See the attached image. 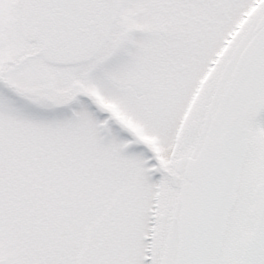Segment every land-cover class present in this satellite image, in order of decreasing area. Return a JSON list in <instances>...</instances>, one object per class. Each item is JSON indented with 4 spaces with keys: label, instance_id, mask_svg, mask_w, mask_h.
<instances>
[{
    "label": "snow or ice",
    "instance_id": "snow-or-ice-1",
    "mask_svg": "<svg viewBox=\"0 0 264 264\" xmlns=\"http://www.w3.org/2000/svg\"><path fill=\"white\" fill-rule=\"evenodd\" d=\"M0 264H264V0H0Z\"/></svg>",
    "mask_w": 264,
    "mask_h": 264
}]
</instances>
